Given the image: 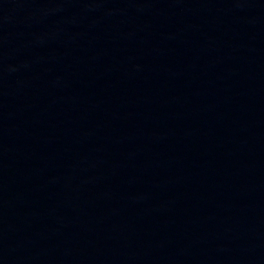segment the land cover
<instances>
[{"label": "water", "instance_id": "95a60500", "mask_svg": "<svg viewBox=\"0 0 264 264\" xmlns=\"http://www.w3.org/2000/svg\"><path fill=\"white\" fill-rule=\"evenodd\" d=\"M0 264H264V0H0Z\"/></svg>", "mask_w": 264, "mask_h": 264}]
</instances>
